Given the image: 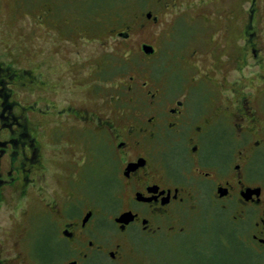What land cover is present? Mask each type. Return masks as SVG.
<instances>
[{"label": "flooded vegetation", "instance_id": "1", "mask_svg": "<svg viewBox=\"0 0 264 264\" xmlns=\"http://www.w3.org/2000/svg\"><path fill=\"white\" fill-rule=\"evenodd\" d=\"M181 2L168 4L179 7ZM256 3L251 0L243 13L237 38L244 41L242 52L235 59L229 56L222 72L190 66L198 73L173 100L168 85L152 89L142 81L140 88L152 98L148 115L129 111L90 118L88 108L67 99L54 113L57 123L48 151L42 146L43 125L29 119V105L10 100L13 81L0 68V264H154L148 239L162 232L185 233L178 226L185 211L215 210L240 226L243 244L250 247L246 256L264 264V47ZM205 7L195 13L198 32H203L194 43L202 46L203 39L209 44L222 37L207 33L214 14ZM229 10L214 13L227 20ZM99 36L94 31L88 37L95 41ZM203 50L193 48L190 56L199 60ZM66 63L63 92L87 89L84 60ZM244 74L252 79H243ZM16 76V88L26 87L22 76L32 78L26 72ZM104 131L115 166L104 188L110 198L106 207L103 190L91 195L95 201L86 192L88 132L102 138ZM175 157L177 164L168 162ZM51 175L53 182L48 181Z\"/></svg>", "mask_w": 264, "mask_h": 264}, {"label": "rangeland", "instance_id": "2", "mask_svg": "<svg viewBox=\"0 0 264 264\" xmlns=\"http://www.w3.org/2000/svg\"><path fill=\"white\" fill-rule=\"evenodd\" d=\"M250 1L202 0L200 3V0H182L178 7V2L168 4L170 0H0V68L3 69L1 73L7 72L8 80L13 81L9 84L13 88L9 98L33 108H29L27 115L43 125L46 136L42 146L46 151L50 148V131L57 123L54 113L67 99L72 106L88 108L89 113H93L90 118H94V114L114 117L129 111L148 115L153 112L152 98L148 100L140 88L142 81H148L152 89L167 88L168 85L173 100L189 86L186 83L191 80V75L198 73L197 69H189L190 66L200 65L197 67L201 71L206 66H213L217 72H222L223 62L229 56L235 59V55L242 52L244 41L237 38ZM256 1L262 11L259 15L263 19L260 38L264 47V0ZM212 2H215L214 7ZM205 6H209L214 14L207 33H214L218 38L219 32L222 37L209 44L203 39V48L194 43L198 33L203 32H198L195 13L199 9L206 10ZM223 7L231 10L227 11V20L214 13V9ZM147 12L156 16V20L146 18ZM48 29L56 34H49ZM94 31L100 36L91 41L88 36ZM66 32L69 37L63 38L61 33ZM124 34L128 36L124 38ZM143 44L152 46L154 53H145ZM193 48L204 49L201 59L190 56ZM224 50H227L225 56ZM79 57L88 68L89 86L64 93L62 81L68 72L66 62L70 59L76 63ZM24 72L32 78L22 76L20 80L26 87L16 88V74L23 75ZM250 76L244 74L243 79ZM201 98L206 100L203 95ZM16 105L13 102L12 106L18 112ZM40 109L45 113L42 114ZM107 131L102 138L98 132H88L92 143L88 147L91 157L86 168V192L92 201L95 199L91 195L101 190L104 193L115 168L108 158L112 148ZM168 162L177 164V158ZM53 165L49 163V166ZM48 181L53 182L54 176L48 177ZM108 193L100 197L104 207L110 199ZM235 224L227 213L224 215L217 210L205 214L185 211L178 226L182 225L186 232L173 235L162 232L148 239L149 257L154 264H256L252 255L246 256L245 251L250 247L243 244L240 226Z\"/></svg>", "mask_w": 264, "mask_h": 264}, {"label": "water", "instance_id": "3", "mask_svg": "<svg viewBox=\"0 0 264 264\" xmlns=\"http://www.w3.org/2000/svg\"><path fill=\"white\" fill-rule=\"evenodd\" d=\"M151 13L148 12L147 13V17H151ZM154 20H156V17L153 18ZM143 50L146 52V53H152L154 50H153V47L152 46H149V45H143Z\"/></svg>", "mask_w": 264, "mask_h": 264}]
</instances>
